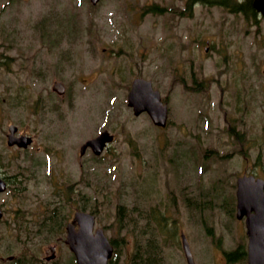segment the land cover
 <instances>
[{
  "label": "rangeland",
  "instance_id": "1",
  "mask_svg": "<svg viewBox=\"0 0 264 264\" xmlns=\"http://www.w3.org/2000/svg\"><path fill=\"white\" fill-rule=\"evenodd\" d=\"M138 75L167 94L164 127L126 104ZM10 123L34 136L30 147L6 144ZM104 128L113 141L79 159L80 144ZM0 163L11 176L0 252L31 249L42 264L54 245L47 264H75L65 232L43 241L13 222L85 206L118 239L116 264H130L145 227L165 245L161 264H187L175 243L182 231L194 264H246L221 249L245 245L236 177L264 178L263 16L200 0H0ZM119 204L130 231L117 225ZM163 216L170 225L157 232L150 218Z\"/></svg>",
  "mask_w": 264,
  "mask_h": 264
},
{
  "label": "water",
  "instance_id": "2",
  "mask_svg": "<svg viewBox=\"0 0 264 264\" xmlns=\"http://www.w3.org/2000/svg\"><path fill=\"white\" fill-rule=\"evenodd\" d=\"M97 0H91L95 3ZM253 6L264 15V0H253ZM53 89L63 94L64 88L60 82H55ZM127 101L135 114L146 110L154 123L164 125L166 120V105L159 97L157 90H153L148 80L135 78L127 95ZM15 126L9 127L7 143H16L26 146L30 137L15 136ZM112 135L103 130L96 137L85 141L79 148L82 155L87 146L94 153L99 154ZM6 187L5 181L0 177V191ZM236 215H245L247 242V264H264V180L255 179L252 175H243L237 178L236 189ZM1 216V210H0ZM94 216L85 211L76 210L71 221L66 224L65 243L68 244L76 258V264H107L112 252V245L104 235L102 228L93 231ZM77 225V227H75ZM182 243L188 264H194L189 245L184 235Z\"/></svg>",
  "mask_w": 264,
  "mask_h": 264
},
{
  "label": "trees",
  "instance_id": "3",
  "mask_svg": "<svg viewBox=\"0 0 264 264\" xmlns=\"http://www.w3.org/2000/svg\"><path fill=\"white\" fill-rule=\"evenodd\" d=\"M204 3H210V4H218V5H224V6H230L231 9H239L242 10L244 13H256L257 11L254 9L252 6V0H244L242 2H233L234 0H200ZM233 2V3H231ZM61 207V206H60ZM85 206H82L81 208L84 209ZM90 212H94L92 209ZM65 216L64 214L61 215V212L59 209H52V211L49 213L48 217L51 219L53 222H50V227L48 229L50 231H53L54 229L60 228L62 231L63 228V223L62 221L60 222V219ZM61 217V218H60ZM56 219L59 221V225H55ZM56 220V221H55ZM116 221L118 222V227H126L127 224H130V221L127 219V213L126 209L124 208V205L119 204L117 206L116 210ZM165 218H164V229L166 228V223H165ZM48 221L46 218V221H44V224L47 225ZM150 225H148V228ZM49 235L44 234V239H48ZM114 246V252L115 256L118 255V249H117V243L115 239L111 240ZM146 245L144 247L143 243L139 239L136 240V244L130 259V264H161V256L159 252V248L157 249L158 245L155 242V239L151 236L148 237V240L146 242ZM225 257L227 258L228 262L233 263L232 261L237 260L240 262H245V256H246V251H245V246L243 243L238 244L235 249L230 250V251H224ZM110 264H113L110 263Z\"/></svg>",
  "mask_w": 264,
  "mask_h": 264
},
{
  "label": "flooded vegetation",
  "instance_id": "4",
  "mask_svg": "<svg viewBox=\"0 0 264 264\" xmlns=\"http://www.w3.org/2000/svg\"><path fill=\"white\" fill-rule=\"evenodd\" d=\"M191 5H192V2L189 3V6H191ZM17 132L18 133H23V132H19V128H17ZM31 137H32V142H31V144H32L33 141H34V136L31 135ZM31 144L29 146H24V147H18L16 145H11L9 147L13 146V148H15L16 150H22V149L25 150L26 148L30 147ZM13 154L14 153H12V152L8 153L9 156L10 155L13 156ZM5 171H6V169L0 163V176L6 181L7 187H8V184L11 181V176H6L4 174ZM7 187H6V189H7ZM6 189H5V191H6ZM5 191L0 192V194L5 192ZM46 216L47 215H43L42 218H39L38 216H34V218H29V219H23L22 218L19 221H17V223L13 222L14 225H17V228H14V229L18 230L19 233L21 231H24L26 233L27 232L38 233V232L41 231V233H43V234H50V230L48 229V226L44 224V221H46ZM2 221H3V218L1 217L0 218V224L2 223ZM6 221H7V219H6ZM146 224H147V220H146ZM6 226L8 228H11V226L10 225L8 226V224ZM140 231H142L141 234L143 236H145V239H146V231H147L146 227L143 230L140 229ZM6 248L10 249L9 246H6ZM13 248H14V246L12 245V250H13ZM8 252H10V251L8 250L7 252H0V264H20V262H19L20 252L19 251L17 253H14V252L8 253ZM15 254H17V255H15ZM48 257H51V256L46 255L43 260L40 259L39 261L42 264H47V262L50 260V259L46 260Z\"/></svg>",
  "mask_w": 264,
  "mask_h": 264
}]
</instances>
